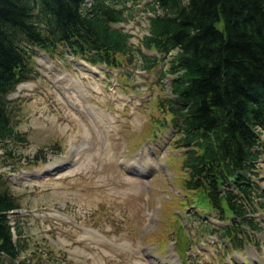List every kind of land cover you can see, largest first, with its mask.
Listing matches in <instances>:
<instances>
[{"label":"trees","instance_id":"obj_1","mask_svg":"<svg viewBox=\"0 0 264 264\" xmlns=\"http://www.w3.org/2000/svg\"><path fill=\"white\" fill-rule=\"evenodd\" d=\"M114 1L118 7L110 0L91 5L86 0H0V86L31 71V49L15 36L21 26L30 44L52 48L65 41L93 63H114L123 48L130 51L128 34L110 29L105 21L134 13L119 7L121 0ZM158 1L166 16L150 18L151 33L142 37V43L165 51L178 47L169 71L183 70L173 83L177 98L188 101L181 112L185 117L181 142H196L203 149L185 161L193 168L190 185L213 186L221 167L230 175L235 172L237 182H251L245 161L256 155L252 148L258 140L257 125L264 127V0ZM36 7L48 22L30 18ZM2 107L0 133L6 137L14 127ZM219 200L215 197L216 203ZM228 205L241 212L236 200ZM17 206L8 188L0 185V264H6L5 256L20 253L6 213Z\"/></svg>","mask_w":264,"mask_h":264},{"label":"rangeland","instance_id":"obj_2","mask_svg":"<svg viewBox=\"0 0 264 264\" xmlns=\"http://www.w3.org/2000/svg\"><path fill=\"white\" fill-rule=\"evenodd\" d=\"M139 22L136 21L137 25L133 30L137 38L139 34L147 31V24L143 20L141 24ZM133 24L135 25V23ZM133 40L137 41L135 38ZM46 58L48 57L45 56V59L42 60L44 73L39 77L41 82L26 83L29 84L27 88L31 95L25 98L26 104L20 112L23 119L21 127L32 132L31 139L34 141L32 146L22 147L21 150L26 154H33L39 146L52 140L65 138L66 133L70 134L73 131L62 144L63 147L58 151L59 154H52L50 160L55 162L61 158V151H65L72 144L88 143L90 147L85 153L86 155L80 156L79 166L74 170L80 173L81 187L77 190L69 188L76 183L65 179L72 178L73 180L74 171H71L62 176V180H65L40 182L38 184L44 185L41 187L32 182H23L20 177L13 176V180L18 185L12 190L21 193L25 189L36 191L40 188L39 192L32 194L28 199V203L33 209L42 205L59 206L60 210L64 209L65 212L76 218V221L80 220L82 224L93 222L97 213L104 209L103 216L96 223L108 226L105 233L111 241L98 240L96 237L92 241L80 242L78 234L84 231L85 225H79L76 222L69 224L63 220L53 221L49 218L38 219L29 215H14L13 219L21 221L24 226L23 242H26L30 248L41 244L62 250L63 253L58 254L57 257L63 260V264H150L146 255L150 256L158 246L154 242H150L149 239L147 242L146 238L160 229L159 223L167 217L168 207H174L176 204L170 201V198L176 199L178 182H172L175 170H164L165 173L158 176L153 184L152 181L144 182L150 185L149 190H146L143 181L122 175L123 173L117 166L119 161H116V158H108V155L105 154L114 151L123 154L124 157L127 156L126 151L124 152L127 139H130L127 141L128 148H134V140L141 136L139 132L142 133L151 109L148 104L153 100L154 92L157 90L156 80L159 68L152 73L141 72V76L134 81L137 91L141 93L140 96L123 94L124 96H134L135 102L131 104L130 108H124L120 102L121 98H117L108 105L105 103V109H113V114L109 113L108 115L113 120L118 119L117 122L114 121L116 128H112L102 121L88 123L85 119L88 113L82 114L80 110L84 108L88 99L87 92L89 97L93 98L94 92L86 90V82L89 79L78 76V72L72 68V73L79 77L78 80H75L74 88L76 89L72 94L63 93L54 84L72 86V76L64 70L55 69L56 66L51 61L48 63ZM58 77H61V80H57ZM50 83L53 84L52 87L48 85ZM90 84L95 89H100V87L97 88L95 79ZM165 91L169 92V89L165 88ZM111 94L110 92L108 95ZM144 96L148 99L145 105L142 101L146 99ZM103 99L100 97V101ZM136 102H143V107H136ZM137 108L139 112L132 118L124 119L128 110ZM167 137L165 134L159 138L157 141L159 149H165L163 144ZM154 144L145 143L142 147L152 148ZM158 154L161 161V155ZM84 155L86 157L82 159ZM155 161L160 162L156 158ZM262 176L264 177V171H262ZM114 177L116 179L113 181ZM52 187L66 188L65 191L57 188L52 193L54 190ZM170 194L171 196L168 197ZM63 204H67V207ZM96 223L94 222V226L98 227ZM162 232L166 233V228L162 227ZM197 250H195L196 254L199 252ZM65 254H67V258L63 256ZM156 254L158 257L163 255ZM196 254L192 255V259H196V256L200 257L199 261L202 264H217L215 253L212 250H201L199 255ZM69 259H73V262L71 263ZM154 264H163V262L154 261Z\"/></svg>","mask_w":264,"mask_h":264}]
</instances>
